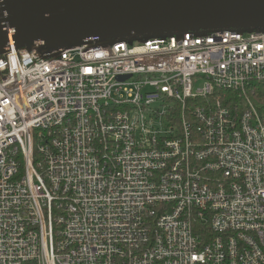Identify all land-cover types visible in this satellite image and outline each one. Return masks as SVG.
I'll return each instance as SVG.
<instances>
[{"label": "built area", "instance_id": "obj_1", "mask_svg": "<svg viewBox=\"0 0 264 264\" xmlns=\"http://www.w3.org/2000/svg\"><path fill=\"white\" fill-rule=\"evenodd\" d=\"M7 47L0 264H264V27Z\"/></svg>", "mask_w": 264, "mask_h": 264}, {"label": "water", "instance_id": "obj_2", "mask_svg": "<svg viewBox=\"0 0 264 264\" xmlns=\"http://www.w3.org/2000/svg\"><path fill=\"white\" fill-rule=\"evenodd\" d=\"M230 27H264V0H3L0 54L11 42L58 48L92 37Z\"/></svg>", "mask_w": 264, "mask_h": 264}]
</instances>
